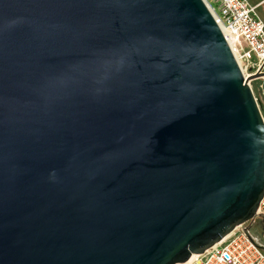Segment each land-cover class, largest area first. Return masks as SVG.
Masks as SVG:
<instances>
[{
    "label": "water",
    "instance_id": "obj_1",
    "mask_svg": "<svg viewBox=\"0 0 264 264\" xmlns=\"http://www.w3.org/2000/svg\"><path fill=\"white\" fill-rule=\"evenodd\" d=\"M261 74L203 0H0V264L220 241L264 194Z\"/></svg>",
    "mask_w": 264,
    "mask_h": 264
},
{
    "label": "built area",
    "instance_id": "obj_2",
    "mask_svg": "<svg viewBox=\"0 0 264 264\" xmlns=\"http://www.w3.org/2000/svg\"><path fill=\"white\" fill-rule=\"evenodd\" d=\"M203 1L222 30L244 78L264 74V20L258 12L264 1L255 4L248 0ZM190 264H264V194L250 219L236 225L203 253L195 254Z\"/></svg>",
    "mask_w": 264,
    "mask_h": 264
},
{
    "label": "rangeland",
    "instance_id": "obj_3",
    "mask_svg": "<svg viewBox=\"0 0 264 264\" xmlns=\"http://www.w3.org/2000/svg\"><path fill=\"white\" fill-rule=\"evenodd\" d=\"M250 3L255 4L260 2L261 0H248ZM212 5L217 8V4L216 3H212ZM258 12L261 15V17L264 20V2L259 6L258 8ZM260 76H263L264 78V74H261ZM262 77H257L253 80H251L250 85L252 87L253 93L255 95V97L257 98L262 116L264 118V80ZM262 85V87H261Z\"/></svg>",
    "mask_w": 264,
    "mask_h": 264
},
{
    "label": "bare ground",
    "instance_id": "obj_4",
    "mask_svg": "<svg viewBox=\"0 0 264 264\" xmlns=\"http://www.w3.org/2000/svg\"><path fill=\"white\" fill-rule=\"evenodd\" d=\"M194 257H195V254H192L188 260H186L185 262H181L180 264H190Z\"/></svg>",
    "mask_w": 264,
    "mask_h": 264
},
{
    "label": "flooded vegetation",
    "instance_id": "obj_5",
    "mask_svg": "<svg viewBox=\"0 0 264 264\" xmlns=\"http://www.w3.org/2000/svg\"><path fill=\"white\" fill-rule=\"evenodd\" d=\"M254 231L258 232V231H259V228H256V227H255V228H254Z\"/></svg>",
    "mask_w": 264,
    "mask_h": 264
},
{
    "label": "crops",
    "instance_id": "obj_6",
    "mask_svg": "<svg viewBox=\"0 0 264 264\" xmlns=\"http://www.w3.org/2000/svg\"><path fill=\"white\" fill-rule=\"evenodd\" d=\"M261 1H264V0H261Z\"/></svg>",
    "mask_w": 264,
    "mask_h": 264
}]
</instances>
